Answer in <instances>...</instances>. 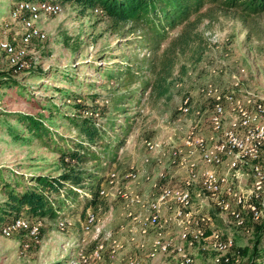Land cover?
<instances>
[{
  "label": "rangeland",
  "instance_id": "1",
  "mask_svg": "<svg viewBox=\"0 0 264 264\" xmlns=\"http://www.w3.org/2000/svg\"><path fill=\"white\" fill-rule=\"evenodd\" d=\"M18 1L0 0V172L31 186L38 175L81 168V191L102 197L91 206L53 195L59 217H17L25 225L8 235L2 230L16 217L0 216V264H248L253 254L264 264V135L241 150L225 138L264 129V12H223L205 0L187 21L204 13L195 30L206 51L195 64L189 53L178 55L159 94L158 72L171 54L164 52L184 21L153 29L146 17L118 21L59 0L43 1L55 9L32 16ZM32 29L40 32L27 38ZM4 43L25 56L7 54ZM5 78L15 82L4 86ZM216 105L221 113L208 129ZM17 115L46 130L28 132ZM82 122L101 139L86 142ZM78 143L90 149L83 163L70 157ZM206 153L219 162L205 161ZM207 172L216 191L206 187ZM182 183L186 205L168 201L169 214L164 204L150 208L161 190ZM197 230L203 238L192 242Z\"/></svg>",
  "mask_w": 264,
  "mask_h": 264
},
{
  "label": "trees",
  "instance_id": "2",
  "mask_svg": "<svg viewBox=\"0 0 264 264\" xmlns=\"http://www.w3.org/2000/svg\"><path fill=\"white\" fill-rule=\"evenodd\" d=\"M34 4H42L46 1L52 5L61 4L55 0H25ZM61 2H71L81 9L98 8L103 10L107 16L118 21L139 20L146 17V23L150 28L160 29L165 26H175L184 21L185 24L178 35L170 42L164 53L171 52L166 65H162L158 72L156 90L159 94L165 92L167 79L170 70L174 66L178 55L189 53V62L195 64L199 62L206 51L207 42L202 35L196 32V23L203 12L194 20L187 21L192 13H196L205 4V0H59ZM209 6L218 7L220 11L239 12L244 16H254L264 12V0H208ZM211 10V9H210ZM15 81L6 79L2 81L4 86L13 84ZM20 125L32 134H40L41 129L46 130L40 120L17 115L14 118ZM81 135L89 144L96 143L101 139L98 128L88 122L78 125ZM75 152L70 153V157L79 163H83L90 156V149L82 143L76 144ZM86 172L81 168H69L55 177L36 176L31 178L34 185H23V181L14 180L10 183L0 172V191L5 199L0 204V216L13 213L12 218L17 217H37L40 219L54 220L60 216L61 205H56L53 195L60 196L65 201L70 194L84 198L91 206L97 205L99 200L98 191L95 193L90 188L81 191V185L85 181ZM81 187V188H80ZM102 197V196H100ZM61 204V203H60ZM96 209V208H95ZM29 216H24L25 212ZM94 216L93 211H90ZM16 214V215H15ZM1 218V217H0ZM96 218V216H95ZM97 220V219H96ZM9 221V220H8ZM233 247V246H232ZM253 254V253H252ZM248 264H254L259 254H253ZM263 260H264V255ZM234 259L227 260L233 264Z\"/></svg>",
  "mask_w": 264,
  "mask_h": 264
},
{
  "label": "bare ground",
  "instance_id": "3",
  "mask_svg": "<svg viewBox=\"0 0 264 264\" xmlns=\"http://www.w3.org/2000/svg\"><path fill=\"white\" fill-rule=\"evenodd\" d=\"M51 5V4H50ZM18 9L21 10V11H24V12H28L30 13L32 16H37L39 14V12H42L44 11L45 13L46 12H52V9L54 10L55 8L53 6H49L47 3H42V4H34V3H30V2H27L25 0H19L18 1ZM29 14V15H30ZM15 16V14H14ZM40 16V15H38ZM34 18V17H33ZM31 18V19H33ZM29 20V19H28ZM27 21V20H26ZM33 21V20H32ZM30 22V21H29ZM27 22L26 25L29 27V28H32L31 27V24ZM25 23V22H24ZM36 27V26H35ZM37 30V29H36ZM36 30H33L30 32L28 31L26 33V37L27 38H30L33 37L32 35L33 34H37L36 33ZM40 38V37H39ZM1 47L2 49L7 53V54H11V55H16L17 57H24L25 56V52L23 49H19V50H16L14 47H11L10 45L4 43V44H1ZM211 91H209L210 93ZM262 108L260 105H258V108ZM259 108V109H260ZM221 113V108L218 107L216 110H214V122L217 121V118L218 116L220 115ZM243 113V112H242ZM264 113V112H263ZM245 114V113H243ZM213 117V118H214ZM245 118V117H244ZM256 130L257 129H254V130H251L247 133V135L244 137V139H242L241 137L238 138V142L236 143V140H237V135L235 136L232 132H229V133H225V138H226V147L230 148V149H238V150H241L243 149L244 147L247 148V146H250V144H252L253 141H256L258 140L259 138L261 139V137H263L264 135V129L262 128H259L258 129V132H259V136L257 137V134H256ZM258 142V141H257ZM256 143V142H255ZM249 144V145H247ZM255 146V144H252ZM224 148L225 146H223V144H220L218 146L215 147V150L219 153L223 152L224 151ZM252 150V149H251ZM203 159L207 162H210L211 160H213L214 162H219V159L218 158H215V159H212L209 154H204L203 155ZM205 184H206V187L211 190V191H216V186H215V176L212 172H207L205 174ZM175 195V196H174ZM169 198H171V201H174L175 203L179 204V198H181V203L180 205H186L188 203V197L186 195H182V193L178 192V191H174L170 188H165L163 190H161L158 194V197L156 198L155 201L151 202L149 204L150 208L157 212V210L159 209V206L160 204H164L166 202L169 201ZM227 205L224 206V208H226ZM156 219V215H153L152 216V220L154 221ZM25 225V221L22 219V218H15L13 219L12 221L8 222V224H6V226L3 228V233L8 235L12 230H16V229H19L21 228L22 226ZM37 227H33L32 230H31V234L32 235H36L37 234ZM202 234L197 230V232L195 231L194 233L191 234V241L194 242V241H198L200 238H201ZM203 238V236H202ZM213 239V238H212ZM216 239V238H215ZM219 241H220V238H219ZM224 241V240H223ZM214 242V241H213ZM226 244V243H225ZM169 245V243H166V244H162V249L165 250L167 249V246ZM213 246L215 249L217 250H222L224 248V245H220L218 244L217 242H214L213 243ZM202 248V247H201ZM227 250V249H226ZM221 252V251H220ZM185 264H189L191 262V259H188L186 258L185 260Z\"/></svg>",
  "mask_w": 264,
  "mask_h": 264
},
{
  "label": "built area",
  "instance_id": "4",
  "mask_svg": "<svg viewBox=\"0 0 264 264\" xmlns=\"http://www.w3.org/2000/svg\"><path fill=\"white\" fill-rule=\"evenodd\" d=\"M227 104H231V101L229 100L227 102ZM218 106L219 105H216L214 107V109L216 110L218 108ZM214 119H215V117L214 118H210V124H208V127H207L208 129L212 128V126L214 124ZM256 134H257V137L260 135L259 132H258V129L256 130ZM238 138H239V136L237 137L236 143L238 142ZM184 157H187L186 153L184 154ZM206 170H208V167L206 168ZM178 191H182V195H186L187 191H183V183L181 185H179V190ZM170 201H171V198H169V202ZM169 202L168 203H164V209H168V214H169V212H171V211H169ZM180 203H181V198H179V205H180ZM166 242H167V239H166ZM164 244H166V243H164Z\"/></svg>",
  "mask_w": 264,
  "mask_h": 264
}]
</instances>
